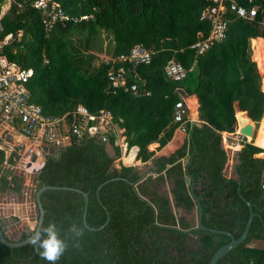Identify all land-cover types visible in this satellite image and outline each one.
Here are the masks:
<instances>
[{"label": "trees", "instance_id": "16d2710c", "mask_svg": "<svg viewBox=\"0 0 264 264\" xmlns=\"http://www.w3.org/2000/svg\"><path fill=\"white\" fill-rule=\"evenodd\" d=\"M6 1L0 0V13ZM34 1L11 0L0 33V37L13 34L2 51L6 58L33 69L27 84L32 101L52 116L77 105L94 115L110 112L128 147L138 146L136 160L153 164V175L147 176L135 165L112 167L121 153L113 136L108 144L86 137L46 155L32 178L33 195L43 183L79 188L88 194V226L97 228L109 217L102 229H90L83 223L81 193L45 190L41 226L55 221L65 239L70 224L84 228L78 246L68 239L69 250L57 264H208L215 251L230 241L228 235L208 228L238 237L249 216L247 203L256 215L245 240L216 264H264V246H251L253 240L264 241V149L254 145L253 138L235 151L222 133L240 129L237 117L241 123H259L255 137L261 128L264 0H236L248 10L256 6L255 16L247 19L227 11L225 38L202 54L190 46L200 38L199 32L201 37L209 34L210 23L199 18L207 0H52L73 19L49 29ZM92 41L97 49L105 45L109 57L127 54L136 44L149 50L150 63L128 73L127 81L150 94L135 98L122 87L112 88L107 77L111 62L88 51L95 48ZM170 59L190 69L184 80L165 76L164 65ZM183 95H195L198 101L199 122L188 121L185 132L174 121ZM263 135L264 127L260 146H264ZM174 137L169 151L163 152ZM134 154L135 150L125 155L124 161L132 162ZM185 156L189 158L184 164ZM15 157V152L6 157L0 147V193L23 191L24 176L4 167L5 161L14 164ZM186 175L192 190L185 183ZM195 205L197 211L202 209L206 229L174 212V208L190 212ZM0 225L6 233L1 218ZM28 235L22 233L18 240ZM0 264L47 262L30 242L13 248L0 242Z\"/></svg>", "mask_w": 264, "mask_h": 264}, {"label": "built area", "instance_id": "2783aa9c", "mask_svg": "<svg viewBox=\"0 0 264 264\" xmlns=\"http://www.w3.org/2000/svg\"><path fill=\"white\" fill-rule=\"evenodd\" d=\"M207 1L208 5L201 11L199 18L210 23V31L206 37H201L202 34L199 32L200 38L190 46L196 51V54L204 53L214 42H220L225 38L228 26L225 16L227 11H234L240 17L252 19L257 9L256 6H252L248 10L239 5L236 0ZM248 1L253 2L254 0ZM33 7L42 11L43 25L46 29L57 22L65 23L73 19L64 12L58 3L52 0H35ZM3 14L4 12L1 11L0 33L3 30L1 22ZM86 17L82 16V18ZM12 39V33L0 37V123L5 126L6 131H12L17 138L21 136L25 139L24 143L17 140V145L13 144L14 151L17 149L22 152L25 169L33 170L34 174H37L44 165L46 155L51 150L58 151L73 141H81L86 137L97 138L103 143H108L110 136H113L114 144L119 147L121 152L116 160L118 164H127L124 161V155L130 154L134 148L136 154V147H128L123 130L112 122L110 112L101 111L94 115L89 113L83 105H77L74 109L59 116L43 113L42 108L32 101L31 91L27 87L33 75V69L21 67L9 61L2 53L4 46ZM107 60L111 62L107 77L112 88L122 87L135 98L150 94L136 82L128 83L127 81L128 73H136L140 65L150 63L151 52L149 50L136 44L129 53L109 57ZM189 70L174 59L168 60L164 65L165 76L176 82L184 80ZM186 97L187 95H183L182 101L177 103L174 115L178 129L183 132L186 131V123L191 122L185 102ZM234 133L231 146L236 151L240 143L248 138L239 132V128ZM0 147L3 148L1 145ZM19 155L20 153H18V158H14L15 163L12 165L5 161L4 167L24 174L21 171L18 172L19 167L15 166L18 163ZM33 155H36V159L32 161ZM248 264L254 263L250 261Z\"/></svg>", "mask_w": 264, "mask_h": 264}, {"label": "crops", "instance_id": "0c3cea01", "mask_svg": "<svg viewBox=\"0 0 264 264\" xmlns=\"http://www.w3.org/2000/svg\"><path fill=\"white\" fill-rule=\"evenodd\" d=\"M257 38H261V37H257ZM261 39H263V38H261ZM185 102L188 106V110H189L188 116L190 118V121L191 122H199L198 111H197L198 101H197L196 96L195 95L187 96L185 99ZM251 122H253V121H251ZM255 131H256V127L254 129V133H253L251 140L253 138H255L254 142H253L254 145L264 149V146H260L257 143H255V140L258 138V135H259V133H258L257 136L255 137V135H256ZM222 133H223L224 140H225V138L229 139L230 141L233 140L234 134H235L234 132L224 131ZM175 138L176 137H174V139L172 141L168 142L167 146H165L162 149L163 152L169 151L168 148H170V146L173 143V141L175 140ZM0 139H1V146L5 150L6 157H8L11 153L15 152L13 149V144L17 145V143H16L17 140L22 142V143L25 142V139H23L21 136L17 138V136L14 133H12V131L11 132L6 131L5 126L1 123H0ZM247 141L251 142L249 139ZM106 144H108V143H106ZM132 147H136V154H137L138 146H132ZM20 149H21V147H20ZM136 154L133 157V161L129 162L127 164L137 166V168L140 169V173L145 175V176L152 174L150 172L152 167H153L152 161L150 160L147 162H141L140 160H136ZM30 191H31L30 179L26 178V182L24 183V186H23V191L20 195L14 194L13 192H10V191L0 193V216L4 217L5 215L3 213H7L8 217H10V218L14 216L13 219H18L21 221L28 219L29 215L32 214V210H34L33 209L34 207L32 205L35 204V203L32 204L31 200L29 199V192ZM170 201H171V204H173L172 196L170 197ZM177 211H179V214H183L188 219H190L194 213V218H195V221L197 223L198 211H197L196 205L192 208L191 211L189 209L190 212H186V211L183 212V210L181 208H174V212H176V216H178ZM251 245H253L256 248H262L264 246V241L253 240L251 242Z\"/></svg>", "mask_w": 264, "mask_h": 264}, {"label": "water", "instance_id": "95a60500", "mask_svg": "<svg viewBox=\"0 0 264 264\" xmlns=\"http://www.w3.org/2000/svg\"><path fill=\"white\" fill-rule=\"evenodd\" d=\"M240 112L239 110H237V113ZM247 119H249L247 117ZM237 120H238V124H240V129H239V132L244 135L245 137L247 136H253V133H254V129H255V125L250 123V122H246V123H241V119H239L237 117ZM250 120V119H249ZM139 148H137L138 150ZM56 156H58V154H56ZM188 156H185L184 158H182V162L185 164L188 160ZM36 159V155H33L32 156V161ZM185 183L186 185L188 186V188L190 190H192V185L190 184V177L188 175L185 176ZM101 185L98 187L97 189V193L99 192V189H100ZM47 189H63V190H71V191H75V192H79L83 195L84 197V203H85V206H84V211H83V223L86 227L90 228V229H102L106 223L108 222V219L109 217H107L106 221L100 225L99 227L97 228H94V227H90L88 226L87 222H86V210H87V204H88V194L84 191H82L81 189L79 188H75V187H68V186H53V185H47V184H42L36 191H35V195H34V200H35V205H36V209L38 211V217H37V221H36V224H35V227L29 232V235L23 239V240H11L7 235L6 233H4L2 231V228H1V225H0V242L5 245V246H8L10 248H13V247H19V246H22V245H25L27 243H29V237L32 236L34 234V231L37 230L39 227H41L42 225V222H43V219H44V208L42 206V202H41V194L47 190ZM196 202V204L198 205L199 204V201L197 198H195L194 200ZM248 204V207H249V216H248V219L246 221V224H245V227L242 231V233L238 236V237H234L232 234H230L229 232H226L224 230H217V229H213V228H208L209 231L211 232H216V233H222V234H226L230 237V241L222 246H220L216 251L215 253L212 255L210 261L208 264H216L218 262V260L223 257L226 253H228L231 249H233L234 247L238 246L240 243H242L248 232H249V228H250V225H251V221L253 219V217L256 215L255 212H253V208H252V205L247 203ZM201 213H202V209L199 207L198 208V221H197V227L198 228H201V229H206L203 225H202V222H201Z\"/></svg>", "mask_w": 264, "mask_h": 264}, {"label": "rangeland", "instance_id": "374dc122", "mask_svg": "<svg viewBox=\"0 0 264 264\" xmlns=\"http://www.w3.org/2000/svg\"><path fill=\"white\" fill-rule=\"evenodd\" d=\"M10 2L11 0H7L3 5H2V12H7L8 9H9V6H10ZM96 42L92 41V44L95 45L93 47L95 48H91L90 50L88 51H91V53H93L94 55H96V57H98V59H101V60H107L109 58V53L106 52L104 46H102L101 49H97L96 46L97 44H94ZM252 45V44H251ZM253 52V50H252ZM96 62V61H95ZM97 63V62H96ZM257 63V67L260 71V73L262 74V80H263V73H262V70L261 68L259 67V63L256 61ZM262 85H263V81H262ZM255 127L257 128L259 126V123L255 124ZM263 127L262 126V121H261V128H260V131H259V135H258V138L255 140V143H259V138L261 137V132L263 130ZM229 139H227L228 141ZM263 140H264V135H263ZM231 143V141H229ZM18 153H20L19 155V159L17 160L18 163H16L15 166L19 167L18 169V172H23L24 174H22L24 176V183L26 182V178H30V183H31V191L29 192V199L31 200V203H35V200H34V195H33V192H34V189H35V185L32 181V178L35 173V171L33 170H29V169H25V166H24V162H25V159H22V152L18 151L17 149L15 150V156L18 158ZM121 164H118L117 160L115 159L114 162H113V166L112 167H119ZM127 166H129V164H125ZM21 169V170H20ZM149 175H153V174H149ZM166 188H169V185L168 183H166ZM165 189V188H164ZM166 190V189H165ZM167 195L170 199L171 197V193H169L168 190H166ZM34 208V210H32V214L29 215V218L24 220V221H21V220H18V219H13V217H8V214L7 213H3L5 216L2 217L0 216V218L2 219L3 223L5 224V228H6V234L7 236L11 239V240H18L21 236L22 233H29L34 227H35V224H36V221H37V217H38V212L36 210V206L35 204L32 205ZM182 209V208H181ZM183 210V209H182ZM184 212V210H183ZM178 213V217H183L184 215L183 214H179V211H177ZM188 219V218H187ZM190 219H194V222L195 221V218H194V213H193V216L190 218ZM253 246V245H251Z\"/></svg>", "mask_w": 264, "mask_h": 264}, {"label": "clouds", "instance_id": "9594fccd", "mask_svg": "<svg viewBox=\"0 0 264 264\" xmlns=\"http://www.w3.org/2000/svg\"><path fill=\"white\" fill-rule=\"evenodd\" d=\"M68 239L73 246H78L79 240L84 236V228L72 223L67 228ZM68 239L64 238L55 221H50L46 226H41L29 237L35 253L47 264H57V261L69 250Z\"/></svg>", "mask_w": 264, "mask_h": 264}, {"label": "bare ground", "instance_id": "6f19581e", "mask_svg": "<svg viewBox=\"0 0 264 264\" xmlns=\"http://www.w3.org/2000/svg\"><path fill=\"white\" fill-rule=\"evenodd\" d=\"M262 126H264V117H263V119H262ZM247 138L251 141V136H247ZM135 150V148L130 152V154L133 152ZM130 154H128V156L130 155ZM125 156V155H124Z\"/></svg>", "mask_w": 264, "mask_h": 264}]
</instances>
